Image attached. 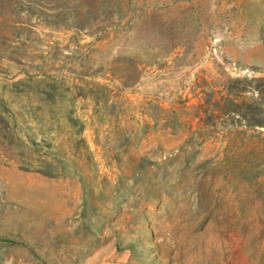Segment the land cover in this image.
<instances>
[{"label": "rangeland", "instance_id": "obj_1", "mask_svg": "<svg viewBox=\"0 0 264 264\" xmlns=\"http://www.w3.org/2000/svg\"><path fill=\"white\" fill-rule=\"evenodd\" d=\"M0 264H264V0H0Z\"/></svg>", "mask_w": 264, "mask_h": 264}, {"label": "trees", "instance_id": "obj_2", "mask_svg": "<svg viewBox=\"0 0 264 264\" xmlns=\"http://www.w3.org/2000/svg\"><path fill=\"white\" fill-rule=\"evenodd\" d=\"M225 101L228 102V104H229L230 107H234V108H236V109H237V108L239 107V105H240V104L235 103V102H234V99H232V98H231V99L226 98ZM236 109H232V112H233V113L236 112ZM259 124H261V123H259ZM259 124H258V125H259Z\"/></svg>", "mask_w": 264, "mask_h": 264}]
</instances>
